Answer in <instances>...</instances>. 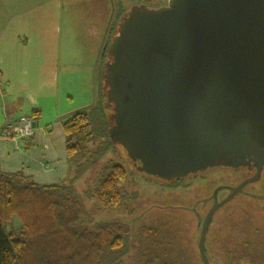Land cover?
<instances>
[{"label":"water","instance_id":"1","mask_svg":"<svg viewBox=\"0 0 264 264\" xmlns=\"http://www.w3.org/2000/svg\"><path fill=\"white\" fill-rule=\"evenodd\" d=\"M105 55L109 141L136 172L173 183L221 168L255 171L202 224L198 252L210 264L215 213L264 172V0L133 6Z\"/></svg>","mask_w":264,"mask_h":264},{"label":"trees","instance_id":"2","mask_svg":"<svg viewBox=\"0 0 264 264\" xmlns=\"http://www.w3.org/2000/svg\"><path fill=\"white\" fill-rule=\"evenodd\" d=\"M106 60L104 55L102 64ZM100 90L93 105L63 124L74 176L69 183L40 186L22 171L0 168V264H198L171 221L147 225L138 216L133 229L125 221L96 220L93 209L112 212L123 207L128 175L124 165L105 160L118 147L108 137L101 75ZM39 114L32 112L36 123ZM96 166L92 186L80 188L78 182ZM178 182L164 184L174 188Z\"/></svg>","mask_w":264,"mask_h":264},{"label":"rangeland","instance_id":"3","mask_svg":"<svg viewBox=\"0 0 264 264\" xmlns=\"http://www.w3.org/2000/svg\"><path fill=\"white\" fill-rule=\"evenodd\" d=\"M63 1H61V4ZM65 2L75 3L74 0H65ZM118 2L119 0H107V8L110 16L106 24L103 22V26L100 24V21L93 18L84 21V23H78L77 16H72L67 9H62L61 14L56 16L55 39L63 41L64 39H70L72 41V47L69 48L73 49L72 54L74 56L79 57V62L76 61L72 64L73 73H71L69 79L76 83L74 73H77L78 76L76 80L82 77V84L81 81L79 82L81 92L84 94V87H87V97H89V102H91L88 105H82L83 97L74 92L72 94L70 93L73 98L72 101L66 100L70 102L69 104H72L71 107L76 105L86 106L83 108L85 110L93 105L96 99H99L103 59L101 57L99 60L98 56L107 33L109 32L111 37L116 27L117 13L114 15V9L117 11L119 7ZM74 13L76 12L74 11ZM88 23L89 25H87ZM84 24L87 27L86 29L80 26ZM60 49L61 47H58L59 53ZM78 65L81 68H78ZM57 66H59V63L48 62L46 67H41L42 74L39 77V84L42 86H39V93H34V95L39 94L40 103L46 109L44 119L45 117L46 119L50 117L52 97L56 91L55 88L59 85L58 76L61 75L62 84L64 82V72L60 71L58 73L59 69ZM29 79V81H32L31 78ZM37 86L36 81L32 88L38 90ZM26 88H29V86L26 85ZM58 88L63 91V88ZM67 97H69L68 94H66V99ZM79 110L77 109L75 112ZM105 160L122 164L127 168V180L123 187V195L126 196V200L123 207L117 211L108 212V210L105 211L101 208L99 210L93 209L96 220L100 222H110L112 220L125 221L129 222L133 229L137 225L134 218L138 216L141 218L139 221L147 225L161 219L171 221V224L178 229L186 246L191 248L198 264H202L198 252V240L201 232L197 227L198 221L193 215L183 210L163 208L190 206L192 203L208 196L217 185L225 183L224 176L227 175L224 173L225 169L221 168L209 171L211 175L205 181L194 180L193 182L196 181L195 184L188 191L179 190L175 192L169 191L163 182L136 172L131 162L119 149L116 155L110 154ZM97 169L98 166L85 179L78 182V186L81 188L83 185L88 184L89 186L93 184V181L96 179L95 172ZM73 177L72 171L64 183H69ZM245 198L248 199V197L239 196L236 201L230 203L229 206L217 214L209 238H206V248H210V246L212 248V252L210 254L207 253L211 264H264V210L259 211L251 208L250 205L257 204L258 201H241V199ZM238 204L244 208L242 213L229 216L225 222V216L229 212H233ZM87 205H90V202H87ZM15 227H19L16 220ZM246 240H248V245L245 244ZM214 244L216 245L215 249Z\"/></svg>","mask_w":264,"mask_h":264},{"label":"crops","instance_id":"4","mask_svg":"<svg viewBox=\"0 0 264 264\" xmlns=\"http://www.w3.org/2000/svg\"><path fill=\"white\" fill-rule=\"evenodd\" d=\"M61 1L0 0V133L6 121L14 123L21 117L31 116L33 111L40 113L38 128L32 137L16 143L0 137V168L6 173L22 171L40 186L64 183L71 173L63 124L77 109L86 107H71L68 102L73 99L71 94L75 92L83 97L82 105L91 103L87 87L84 94L81 92L82 77L76 80L78 76L74 73L76 83L69 79L72 64L79 62V57L72 54L70 39H55L56 16L67 9L72 16H77L78 23L93 18L102 26L110 16L107 0H74L75 3L64 0L62 4ZM80 26L87 28L85 24ZM58 47H61L60 53ZM48 62L59 63L58 73L64 72V82L58 76V87L63 91L55 88L50 117L44 119L46 109L40 103L39 94L34 93H39L41 67H46ZM36 81L38 90L32 88Z\"/></svg>","mask_w":264,"mask_h":264},{"label":"flooded vegetation","instance_id":"5","mask_svg":"<svg viewBox=\"0 0 264 264\" xmlns=\"http://www.w3.org/2000/svg\"><path fill=\"white\" fill-rule=\"evenodd\" d=\"M168 0H161L159 2H152L150 0H119L118 2V9L116 11V9H114V15L115 13H117V23L116 26L119 24L121 18L129 11V9L133 6L136 5H146L150 8H160L162 6L167 5ZM112 36V35H111ZM110 34L109 32L107 33L104 45H103V50L101 52V54L99 55L102 59L103 56L105 55V49L107 44L109 43L110 40ZM224 173L227 174L226 176H224V180L225 183L223 184H219L217 185L210 194H208V196L204 197L201 200H198L194 203H192L190 206H171V207H164L166 209H170V208H174V209H180L183 210L185 212L190 213V215H193L195 217V219L198 221L199 218H201V224L199 225V221L197 224L198 229L201 231L202 229V224L204 222V220L206 219L207 215L209 214V212L211 211V209L214 207V205H218L219 203H221L222 201H224L226 198H228L231 194L232 191L237 188L238 186H240L242 183L251 180L252 178H254L255 176V171L249 168H242V169H238V170H228L225 169ZM211 173H207L205 175H197V176H190L186 179L183 180H179V182L177 183V185L172 188L169 187L168 190L169 191H188L189 189L192 188V186L195 184L196 181H205L206 179H208L210 177ZM194 180H196L195 182H193ZM191 187V188H190ZM245 196L248 197L245 199H241V201H258L257 204H253L250 205L251 208L257 209L259 211H263L264 210V172L262 173V177L257 179L255 182H251L246 184L241 191L232 199L230 200L228 203H226L224 206H222L220 209L217 210V212L215 213L210 227H209V231H208V235L207 238H209L210 235V231L211 228L214 224V221L216 219V216L219 212H221L224 208H226L227 206L230 205V203L234 202L237 200V198L239 196ZM244 210V208H242L241 206H239V204L234 208L233 212H229L226 216H225V222L227 221L226 219L229 218V216H233L237 213H242V211ZM208 240V239H207ZM245 244L248 245V240L245 241ZM216 248V245L214 244V249ZM210 252H212V248L210 246V248L207 247V253L210 254ZM215 258V257H214Z\"/></svg>","mask_w":264,"mask_h":264},{"label":"built area","instance_id":"6","mask_svg":"<svg viewBox=\"0 0 264 264\" xmlns=\"http://www.w3.org/2000/svg\"><path fill=\"white\" fill-rule=\"evenodd\" d=\"M37 128L38 123L35 122L33 117L25 116L14 123L6 121L2 127L0 137L6 142L16 143L21 139L32 137Z\"/></svg>","mask_w":264,"mask_h":264}]
</instances>
